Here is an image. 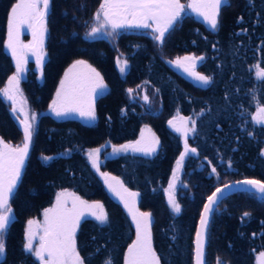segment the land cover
<instances>
[{"label":"trees","instance_id":"trees-1","mask_svg":"<svg viewBox=\"0 0 264 264\" xmlns=\"http://www.w3.org/2000/svg\"><path fill=\"white\" fill-rule=\"evenodd\" d=\"M188 0H179L186 4ZM17 0H0V90L15 72L6 52L8 16ZM101 0H50L44 40L45 59L37 72L28 63L20 88L31 113L37 114L25 166L10 198L13 219L4 234L6 252L0 264H38L24 250L29 220L50 208L60 191L103 206L108 220L100 224L83 218L76 231L77 250L85 264H123L136 228L125 206L107 190L99 174L115 177L129 192V203L151 217L153 249L161 264H192V241L200 211L215 188L253 178L264 183V125L252 116L264 105V0H226L216 29L192 15H184L158 42L144 32H120L85 38ZM184 56H203L195 71L211 77L199 87L178 74L169 62ZM118 60L127 61L121 74ZM76 61L100 74L106 92L94 97L91 123L57 117L49 106L65 72ZM148 84L158 93L160 110L144 111L129 90ZM255 98V99H254ZM199 114V115H198ZM176 117L196 121L187 138L189 153L182 164L174 213L167 187L181 152L183 139L169 127ZM159 141L151 155H105L113 146L133 144L142 129ZM0 139L12 146L23 133L9 105L0 97ZM100 149L99 171L87 153ZM50 156L44 161L42 156ZM215 168V172H213ZM248 213L247 216L244 214ZM264 252V202L250 193L223 200L213 213L207 235V264H255Z\"/></svg>","mask_w":264,"mask_h":264},{"label":"snow or ice","instance_id":"snow-or-ice-1","mask_svg":"<svg viewBox=\"0 0 264 264\" xmlns=\"http://www.w3.org/2000/svg\"><path fill=\"white\" fill-rule=\"evenodd\" d=\"M226 0H193L188 5L181 4L179 0H102L99 8L95 14V19L100 21L98 26L91 28L87 33L88 36H94L104 30L107 35L111 36L116 29L119 28H151L154 39L158 42H163L165 34L173 27L175 22L180 18L181 13L185 7L192 9L198 16H201L204 22L213 30L218 25V14L220 7ZM50 7V0H17L11 7L8 16V40L6 43L7 49L11 52L13 59L16 61V73L9 77V87L0 90L7 99L13 100L15 103L14 93L20 91L19 83L23 68L21 62L28 63L27 53L23 49L33 48L39 49V54L33 51L36 56V66L40 68L43 60V45L46 28V18L48 9ZM101 17H103L101 21ZM27 23L33 29V41L27 45H21L16 35V29L22 24ZM111 31H107V29ZM203 56H185L177 58L175 61L169 63L174 64L178 68H182L195 81L199 82L201 86H206L211 82V77L202 75L194 71L196 62L203 60ZM184 62H188L187 64ZM84 61H76L71 68L65 72V77L60 81V86L56 91V99L52 101L49 106L51 112L57 116L62 117L71 113H77L80 117L85 119H95L94 96L103 88L100 74L91 69L97 79L96 85L90 90V93L85 91L83 85L79 88L69 89L66 87L69 74L77 65L84 64ZM127 61L120 63L121 73L125 71ZM90 67V66H89ZM256 71V79L264 80V69L259 65L254 66ZM132 90H129L131 93ZM12 92L13 95L9 93ZM145 102L148 97H144ZM255 99V98H254ZM15 112V108H13ZM199 115V114H198ZM37 114L32 113L29 120L22 121L23 124V145L11 147L4 144V150H0V257H3L6 252V243L4 234L11 223V214L13 209L10 205V197L15 189L17 182L21 176V169L25 158L28 154L29 144L33 136V126L36 123ZM252 121L255 124H264V105H257V112L252 116ZM188 121L185 120L184 128H175L177 132L185 137L184 151L181 152L179 159L176 161V167L173 169L172 180L169 182L168 189V204L174 213L181 211L180 204L176 201L174 195L176 181L179 179L180 168L184 162L185 157L189 153H196V149L189 147L187 136L196 131V121H191V127H187ZM173 125V121H169ZM174 126V125H173ZM175 127V126H174ZM0 143H3L0 141ZM159 141L153 140L146 146H141V141L138 140L133 144H125L119 147L113 146V153L116 152H142L145 155L151 156L156 150ZM99 152L100 149H93L89 152L88 157L94 169L99 171ZM264 155V153H262ZM44 161L51 160L50 156H42ZM215 172V168H213ZM105 179V183L111 191H116L110 181H115L116 184L131 197L137 196L135 192H128L123 184L116 180L115 177H109L108 173H101ZM242 183L252 186L257 192L264 194V183L258 180H245ZM228 186L225 185V188ZM222 189L217 188L211 196L208 197V203L204 205V211L201 213L200 227L196 232L195 241V264H207L205 255V231L209 222V213L213 210V206L217 200V194L221 193ZM120 195V193H117ZM67 197H72V208L66 207ZM121 200L125 208L129 210L133 222L136 225V239L128 246L127 252L124 255L123 264H161V258L153 249L151 233L149 231L150 214L139 213L129 206L127 199L121 195ZM78 205L88 210L87 214L94 217L100 224L107 222V214L103 211V206L98 202L88 204L81 200L78 196L72 193L61 192L57 194L56 204L52 208L44 210L45 225L44 235L40 237V244L34 247L32 240L35 234L32 231V226L36 223L29 220L28 230L26 233L27 243H25V250L32 252L40 264H85L77 250L76 231L77 226L81 222V218L85 216L83 210H78ZM99 209L97 212L96 210ZM245 216L248 213L244 214ZM105 264H111V261H105ZM219 264V261H218ZM258 264H264V252L260 253L258 257Z\"/></svg>","mask_w":264,"mask_h":264},{"label":"rangeland","instance_id":"rangeland-1","mask_svg":"<svg viewBox=\"0 0 264 264\" xmlns=\"http://www.w3.org/2000/svg\"><path fill=\"white\" fill-rule=\"evenodd\" d=\"M101 2H102V0H101ZM192 2H193V0H188L187 3L184 4V5H188L189 3H192ZM225 3H226V2H225ZM225 3H223V4H225ZM223 4H222V5H223ZM222 5H221V6H222ZM184 15H192V16L195 17L196 19H198V20H200L201 22H203L208 28L212 29L209 25H207V24L204 22L203 18H202L201 16H198L195 12H193L192 9L185 7L184 11L181 13L180 18H181L182 16H184ZM94 17H95V16H94ZM180 18H179V19H180ZM102 19H103V17H101V21H102ZM179 19H178V20H179ZM178 20H177V21H178ZM99 22H100V21H97V20L94 18L93 21L91 22L90 30H89L88 32L91 31V28H92V27H94V26H98ZM15 31H16V35H17V37H18L19 43H20L21 45H27V44H30V42L33 41V35H32V33H33V29L30 28V27L28 26L27 23L20 25V26L18 27V29H16ZM107 31H111V29L109 28V29H107ZM88 32H87V33H88ZM120 32H144V33H147V34L151 35L152 38H154V35H156L155 33H153V31H152L151 28H134V27H133V28H119V29H116L115 32H113V34L120 33ZM45 34H46V33H45ZM113 34H112V35H113ZM98 37H107V38H109L110 36L107 35L106 32H105L104 30H102L101 32H99V33H97L96 35L91 36V37L88 36L87 34H86V36H85V38H87V39H89V40H91V39H95V38H98ZM7 40H8V33H7L6 43H7ZM44 40H45V38H44ZM160 43H161V42H160ZM34 50L36 51L37 54H39V49L28 48V49H23V52H21L20 55L22 56L23 53H27L28 63H30V62L33 63V65H34V67H35V70H36L37 72H39L41 67H40V68H37V66H36V56L32 54ZM6 52L12 56L11 52L7 49V47H6ZM43 54H44V59H45L44 45H43ZM184 57H185V56H184ZM12 58H13V57H12ZM180 58H182V57H180ZM176 59H177V58H176ZM176 59H175V60H176ZM175 60H173V61H175ZM13 61H14L15 65H16V61H15L14 59H13ZM43 61H44V60H43ZM123 62H124L123 60H120V63H123ZM199 62H200V60L196 62V66L198 65ZM28 63L24 64L23 61L21 62V66H22V68H23V72L21 73V75L25 72ZM184 63L187 64L188 62H184ZM74 64H75V63H74ZM168 64H169V66H170L174 71H176L178 74H180L181 76H183L184 78H186L187 80H189L190 82H192L194 85L199 86V87H205V86H201V85L199 84V82L195 81V80H194L191 76H189L188 73H186L182 68H178V67H176L174 64H171V63H168ZM72 65H73V64H72ZM41 66H42V65H41ZM196 66H195V68H196ZM71 67H72V66H71ZM71 67H70V68H71ZM118 69H119V72L121 73L119 65H118ZM67 71H68V70H67ZM125 71H126V65H125ZM125 71H124L123 73H121V74H124ZM194 71H195V69H194ZM15 73H16V70H15V72L12 74V76H13ZM10 77H11V76H10ZM64 77H65V76H64ZM64 77H63V79H64ZM20 80H21V78H20ZM97 82H98V81H97V79H96V77H95V74L92 73L91 68L87 67L85 64H80V65H77L75 68L72 69V72L69 74V79H68V82H67L66 87H68V88L71 90V89H73V88H79L81 85H83L84 88H85V91H87V92L90 93V90L96 85ZM7 87H9V85H8V80H7L6 84L4 85V87H3L1 90L5 89V88H7ZM19 89H20L19 92L14 93V96H15V103H13V100L7 99L2 93H0V97L2 98V100H3L6 104L9 105L10 113L12 114L14 120L16 121V123L18 124V126L20 127V129L22 130V133H23V124H22L21 122H22V121H25V120H29V121H30V117H31V114H32V113L30 112V110H29V108H28V105H27V101H26V99H25V97H24V95H23V93H22V91H21L20 83H19ZM99 92H102V94L105 93V92H106V87H103ZM128 93H129V95H130L131 100L136 101V102H138L139 104H141V105L143 106L144 111H147V112H148V111H151V112H153V113H157V112H159V110H160V103H159V100H158V98H159L158 93H157V91H156L155 89H151V90H150L148 84H143V85H141L140 87H138L137 89L132 90L131 93L128 91ZM9 94H10V95H13L12 92H10ZM96 95H97V94H96ZM96 95H95V96H96ZM95 96H94V97H95ZM145 96L148 97V101H147V102H145V99H144ZM13 108H15V112H13ZM49 111H50V113H52L50 109H49ZM256 112H257V111H256ZM52 114H53V113H52ZM255 114H256V113H255ZM67 116H69V117H73V118H77V119H79V120H81V121L88 122V123H91V122H92V119H85V118H82V117H80L77 113H71V114H68V115H66V116H62V117H67ZM185 120L188 121V123H187V127H191V120H190V119H187V118H181V117H176L174 120H172V121H173V125H174L175 127H174L173 125H170V124H169L170 129L173 130L175 133H177V134L183 139V141H185V137H183V136L181 135V132H177V131L175 130V128H184V127H185ZM259 125H264V124H259ZM148 131H149L148 128H143V129H142V132H141V135H140V138H139V140L141 141V146H146V145H148V144L153 140V138H154L153 135H152L151 133H149ZM192 134H193V133H192ZM192 134H190L189 136H187V138L191 137ZM187 138H186V139H187ZM0 141H2V140L0 139ZM2 142H3V141H2ZM184 143H185V142H184ZM4 144H7V143H5V142L0 143V150H4V147H3ZM7 145H10V144H7ZM22 145H23V141H22L19 145H17V146H21V147H22ZM10 146H11V147H17V146H12V145H10ZM29 146H30V144H29ZM28 151H29V150H28ZM120 153H125V152H116V153H113V148H112V149H109V150L106 152L105 155H109V156H111V155H117V154H120ZM127 153L143 154L142 152H132L131 150L127 151ZM88 154H89V153H87V158H88V160H89ZM101 154H102V151L99 152V158H100V155H101ZM27 155H28V154H27ZM144 155H145V154H144ZM188 155H189V154H188ZM188 155H187V156H188ZM187 156H186V157H187ZM26 157H27V156H26ZM186 157H185V158H186ZM184 160H185V159H184ZM25 161H26V158H25ZM25 161H24V164H23L22 169H21V174H22L23 168H24V166H25ZM90 163H91V162H90ZM175 167H176V166H175ZM181 171H182V166H181V168H180V172H179V179L176 181L175 192H176L177 188H180V187H181V188H185V186L182 185L181 182H180ZM99 175H100L101 180L103 181V183L106 185L107 189L110 190L109 187H108V184L105 183V179H104V177H103L101 174H99ZM20 177H21V176H20ZM19 179H20V178H19ZM171 180H172V178H171ZM171 180H170V181H171ZM18 181H19V180H18ZM17 183H18V182H17ZM110 183H112L113 187H114L115 189H117L116 186H115V184H114L115 181H110ZM168 186H169V184H168ZM15 188H16V187H15ZM167 189H168V187H167ZM14 190H15V189H14ZM14 190H13V192H14ZM117 190H118V189H117ZM110 191H111V190H110ZM13 192H12V194H13ZM61 192H67V193H69L68 191H60L59 193H61ZM111 192L113 193L114 191H111ZM115 192H116V193H119V191H118V192L115 191ZM175 192H174V195H175ZM12 194H11V196H12ZM121 195H122V194H120V195L116 194V196H117L118 199H121ZM168 195H169V194H168V192H167V196H168ZM10 198H11V197H10ZM124 198H125V196H124ZM167 198H168V197H167ZM66 199H67V201H68L67 204H66V207L69 208V209H71V208H72V197H67ZM122 202H123V201H122ZM87 203H88V202H87ZM55 204H56V199H55V202L53 203V205H55ZM88 204H93V203H88ZM53 205H52L50 208H52ZM129 206L132 207L133 210L135 211L134 205H133L132 203H129ZM48 209H49V208H48ZM78 210H83V211L85 212V216L82 217L81 220H82L83 218H93V219L95 220L94 217H92V216H90V215L87 214L88 210H87L86 208H82V206H79V205H78ZM126 210H127L128 214H129V210H128L127 208H126ZM96 211L98 212L99 209H97ZM129 215H130V214H129ZM11 217H12V219H13V215H12V214H11ZM130 218H131V220H132V222H133V219H132V216H131V215H130ZM32 220L36 222V223L32 226V231H33V233L35 234V237H34V239L32 240V243H33L34 247H38L39 244H40V237L44 235V228L46 227V225H45L44 211H43V213L41 214L40 217L35 218V219H32ZM97 222H98V221H97ZM133 223H134V222H133ZM134 226H135V228H136L135 223H134ZM27 230H28V223L26 224L25 232H24V233H25V235H24V245H25V243H27V239H26V233H27ZM5 233H6V232H5ZM24 250H25V248H24ZM25 251H26L28 254L32 255V256L34 257V259H36V261L38 262V264H40V262L37 260V258L35 257V255H33L32 252H29V251H27V250H25ZM259 256H260V253L256 255L255 264H258V257H259ZM0 259H1V257H0Z\"/></svg>","mask_w":264,"mask_h":264},{"label":"water","instance_id":"water-1","mask_svg":"<svg viewBox=\"0 0 264 264\" xmlns=\"http://www.w3.org/2000/svg\"><path fill=\"white\" fill-rule=\"evenodd\" d=\"M245 180H257V179L244 178V179L231 181V182H228L226 184H223V185L217 187V188L222 189V192L217 194L216 203L213 206V210L209 213V222H208V225H207V228H206V231H205V255H206L207 235H208V229H209L210 221H211L213 213L216 211L217 207L219 206V204L223 200H225L226 198H228V197H230L232 195H235L237 193H250V194L255 195L258 200H261V201L264 202V194L257 192L252 186L242 183ZM261 183H263V182H261ZM225 185H227L228 187L225 188ZM217 188H215L213 190V192H215ZM212 193L209 196H211ZM208 197L206 198V200H205V202H204V204L202 206V209L200 211L199 218H198V221H197V224H196V228H195V232H194V236H193V241H192V264H195L194 255H195L196 232H197V229L200 227L201 213L204 211V205L206 203H208Z\"/></svg>","mask_w":264,"mask_h":264},{"label":"crops","instance_id":"crops-1","mask_svg":"<svg viewBox=\"0 0 264 264\" xmlns=\"http://www.w3.org/2000/svg\"><path fill=\"white\" fill-rule=\"evenodd\" d=\"M114 184H115L116 188L118 189V190L116 189V191H117V192L119 191V193L122 194L123 196H125V199H127V200L129 201V198H130V197H128L127 194L123 192V190L119 187L118 184H116V182H115ZM106 188H107V187H106ZM107 190H108V189H107ZM108 191L111 193V196H113L116 200H118L119 202H121V203L124 205V203L122 202V200L117 198V196H116L117 193H116V192H113V193H112L110 190H108ZM128 192H129V191H128ZM134 208H135V207H134ZM135 211H136V212H139L136 208H135ZM139 213H142V212H139ZM148 227H149V231H150V227H151V217H150V223H149V226H148Z\"/></svg>","mask_w":264,"mask_h":264}]
</instances>
